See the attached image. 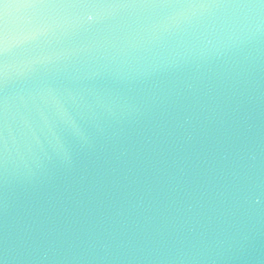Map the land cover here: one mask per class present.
Listing matches in <instances>:
<instances>
[{
    "label": "water",
    "instance_id": "water-1",
    "mask_svg": "<svg viewBox=\"0 0 264 264\" xmlns=\"http://www.w3.org/2000/svg\"><path fill=\"white\" fill-rule=\"evenodd\" d=\"M39 19L0 57V264H264V3Z\"/></svg>",
    "mask_w": 264,
    "mask_h": 264
},
{
    "label": "snow or ice",
    "instance_id": "snow-or-ice-1",
    "mask_svg": "<svg viewBox=\"0 0 264 264\" xmlns=\"http://www.w3.org/2000/svg\"><path fill=\"white\" fill-rule=\"evenodd\" d=\"M131 2L133 0H16L14 12L4 11L0 13V57L8 50L10 41L19 42L23 38L34 36L43 30L44 25L39 19V13L42 10L70 4L102 8L110 3L128 4ZM135 2L161 8H224L231 5L234 0H135ZM261 3H264V0H261ZM104 20L105 18L100 23H103ZM4 80V68L0 64V89L3 87ZM6 125V105L3 96L0 95V171L7 163Z\"/></svg>",
    "mask_w": 264,
    "mask_h": 264
}]
</instances>
